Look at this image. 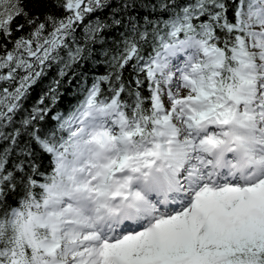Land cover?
Returning a JSON list of instances; mask_svg holds the SVG:
<instances>
[{"label":"snow or ice","instance_id":"1","mask_svg":"<svg viewBox=\"0 0 264 264\" xmlns=\"http://www.w3.org/2000/svg\"><path fill=\"white\" fill-rule=\"evenodd\" d=\"M0 264H264V0H0Z\"/></svg>","mask_w":264,"mask_h":264},{"label":"trees","instance_id":"2","mask_svg":"<svg viewBox=\"0 0 264 264\" xmlns=\"http://www.w3.org/2000/svg\"><path fill=\"white\" fill-rule=\"evenodd\" d=\"M89 67L92 68L91 72H87V82H91V77L94 74H102L104 72V68L102 66H97L94 63H90ZM79 71V69L77 70ZM56 75V69L53 68L49 70L44 78H42L37 85H35L30 92L28 99L25 101V107H30L31 104L38 99L39 95L42 91L47 90V85L51 79H53ZM125 78L129 75V70H126ZM83 79L74 82L71 86H68L67 81L64 82V86L61 87L60 91L63 95L60 97L59 104L56 106L57 111H64L66 112L73 104L76 103L78 99V86L79 84L83 83ZM54 114V113H53Z\"/></svg>","mask_w":264,"mask_h":264}]
</instances>
